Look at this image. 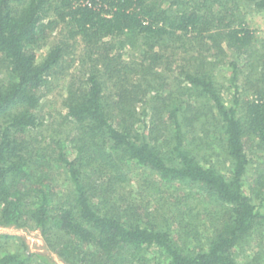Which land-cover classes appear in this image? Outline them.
<instances>
[{"label":"trees","instance_id":"1","mask_svg":"<svg viewBox=\"0 0 264 264\" xmlns=\"http://www.w3.org/2000/svg\"><path fill=\"white\" fill-rule=\"evenodd\" d=\"M250 9L264 0H0V226L48 251L0 234V264H264Z\"/></svg>","mask_w":264,"mask_h":264},{"label":"rangeland","instance_id":"2","mask_svg":"<svg viewBox=\"0 0 264 264\" xmlns=\"http://www.w3.org/2000/svg\"><path fill=\"white\" fill-rule=\"evenodd\" d=\"M247 18L249 20V23L257 29V34L259 36L264 35V12H257L254 10H248L247 13ZM63 86L64 83H60L59 81L54 82L53 87L54 90L50 93V95H47L45 100L43 101V106H44V113L45 116L48 117L49 113H56L58 112V110H60L62 108L61 106V97H59V93L63 91ZM50 107V108H49ZM53 116V115H52ZM49 122V121H48ZM223 155L219 156V160L221 159L223 161ZM253 164L251 165L247 177H246V184H252L254 177L256 175L257 169L259 170V168L264 167V150L258 149L253 157ZM250 190V188H249ZM248 190V191H249ZM251 192V191H249ZM262 210H264V205ZM0 234H7V235H14L17 237H21L25 243L27 244V246L29 247L31 252H36V253H46L48 252L46 250V246L45 243L42 239V236L40 234V231L38 229H17V228H8V227H1L0 226ZM190 240V239H189ZM13 241V240H11ZM191 244L194 245V243L192 242L193 240L191 239ZM185 243V238H182L180 240V243ZM19 241L16 240V238H14V246L15 245H19L18 244ZM182 244V245H183ZM184 246V245H183ZM253 251V250H252ZM250 253V252H249ZM252 253V252H251ZM247 256V252L241 254V256H239V261L241 263H243V260H245ZM50 257H52L58 264H66L64 261H62L61 259H59L56 254L54 253H50ZM155 255L152 253L150 254L149 258H153L154 259ZM153 263V262H150Z\"/></svg>","mask_w":264,"mask_h":264}]
</instances>
